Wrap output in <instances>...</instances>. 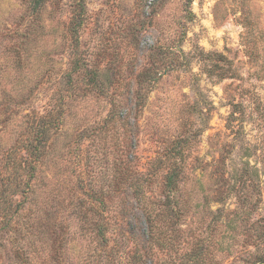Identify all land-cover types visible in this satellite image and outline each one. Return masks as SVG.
<instances>
[{
    "label": "rangeland",
    "instance_id": "374dc122",
    "mask_svg": "<svg viewBox=\"0 0 264 264\" xmlns=\"http://www.w3.org/2000/svg\"><path fill=\"white\" fill-rule=\"evenodd\" d=\"M51 116L31 176L26 145ZM263 255L264 0H0V264Z\"/></svg>",
    "mask_w": 264,
    "mask_h": 264
},
{
    "label": "trees",
    "instance_id": "16d2710c",
    "mask_svg": "<svg viewBox=\"0 0 264 264\" xmlns=\"http://www.w3.org/2000/svg\"><path fill=\"white\" fill-rule=\"evenodd\" d=\"M41 0H33L34 3V7L36 8L39 4H40ZM77 8L79 9V12L76 14L75 17V21H74V25L72 26V36L75 37V39H78V27L79 25H81L82 22V18H83V13H84V9L82 6V3L79 2L77 4ZM73 65L75 68V71L78 70L83 64L80 62L79 58H75L73 61ZM87 77V82L89 85H92L95 88L101 89L103 90V86H101L100 81L98 79L99 77V73L97 72H92V71H87L86 73H84V77ZM58 125V117L56 116H51L49 119L46 120H41V123L38 125V129L37 132L34 133V137L33 139L26 145V149H27V153L28 156L26 158V161H28L27 166H28V170L29 174L31 176H34L35 174V168H36V162L38 161V159L43 155V152L47 142L49 140V132L50 130L54 127ZM25 167V165L23 166L22 164H19L18 168ZM178 174L179 171L174 168L172 171H170L167 175V181L165 183V186L168 190V194L166 197V200L163 202L164 207L169 211L171 208L170 206L173 204V202L175 201V196L174 193L178 190V184H177V178H178ZM20 176L21 174L17 171L15 173V176L13 178V184H9L10 188L12 189V191L15 192H19V191H24L21 190L23 188V186L21 185L22 182L20 181ZM3 205V209H4V227H7V225H9L11 223L12 220V209H13V204L11 201L7 200L6 197H4V201L2 202ZM150 213H152V211H150ZM151 216L149 215V218L151 220ZM157 221V214L153 217V221L151 224V229L157 228L158 229V224L156 223ZM106 226H99L98 227V234L99 236H101L102 238H105V228ZM151 236V235H148ZM260 264H264V255L262 257V259L260 260Z\"/></svg>",
    "mask_w": 264,
    "mask_h": 264
}]
</instances>
